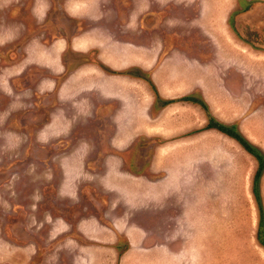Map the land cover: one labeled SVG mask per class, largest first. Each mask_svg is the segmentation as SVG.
Returning a JSON list of instances; mask_svg holds the SVG:
<instances>
[{
    "label": "rangeland",
    "instance_id": "374dc122",
    "mask_svg": "<svg viewBox=\"0 0 264 264\" xmlns=\"http://www.w3.org/2000/svg\"><path fill=\"white\" fill-rule=\"evenodd\" d=\"M208 117L264 158V0H0V264H264Z\"/></svg>",
    "mask_w": 264,
    "mask_h": 264
},
{
    "label": "trees",
    "instance_id": "16d2710c",
    "mask_svg": "<svg viewBox=\"0 0 264 264\" xmlns=\"http://www.w3.org/2000/svg\"><path fill=\"white\" fill-rule=\"evenodd\" d=\"M183 99L188 100V101H192V102H196V103H199V102L201 103V101H199L198 99H195L194 97H191V96L184 97ZM202 106H204V105L202 104ZM205 128H215L218 131L232 137L246 151L251 153L256 158L258 166H257V169H256V171L254 173V177H253L252 191L254 193L256 202L258 204L259 211H261V213H262V208H261V205L259 203L260 196H259V190H258V182H259L260 176L262 174V170L264 168V158H263L262 154L257 149H255L253 146H251L239 132L234 130L233 126L225 125L223 123L214 121V119L212 117H208V121L205 125ZM261 222H262V216H260V223ZM261 243H262V245H264L263 241Z\"/></svg>",
    "mask_w": 264,
    "mask_h": 264
},
{
    "label": "crops",
    "instance_id": "0c3cea01",
    "mask_svg": "<svg viewBox=\"0 0 264 264\" xmlns=\"http://www.w3.org/2000/svg\"><path fill=\"white\" fill-rule=\"evenodd\" d=\"M73 43L72 39H70V44ZM41 46V44H38ZM71 48L73 50L72 44H71ZM46 51L49 52V48H47L46 46ZM34 52V51H33ZM32 52V53H33ZM150 58V57H149ZM85 233V236L87 238L89 237H93V235L95 234L94 232L91 231H83ZM104 234V233H103ZM93 238H95L96 240L98 239L97 236H94ZM103 240V239H102ZM99 242V241H98ZM101 243L99 242L97 244V241L94 240H89V243L87 244L86 247H83V250L85 253H88V259H84L85 260V264H102L103 263V259L106 261V259L108 261H110V248L106 249L107 247H104L102 245H100ZM99 254V255H98ZM103 256H106V258H104ZM98 259L101 260V262L98 261ZM82 261V260H81ZM79 264H82V262H79ZM108 264V263H106ZM122 264V263H121Z\"/></svg>",
    "mask_w": 264,
    "mask_h": 264
}]
</instances>
